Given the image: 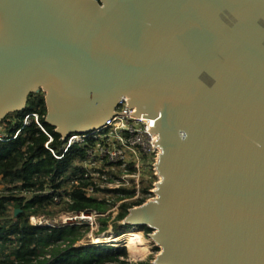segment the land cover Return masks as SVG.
Here are the masks:
<instances>
[{
	"label": "water",
	"instance_id": "95a60500",
	"mask_svg": "<svg viewBox=\"0 0 264 264\" xmlns=\"http://www.w3.org/2000/svg\"><path fill=\"white\" fill-rule=\"evenodd\" d=\"M41 90L63 137L155 121L153 264H264V0H0V122Z\"/></svg>",
	"mask_w": 264,
	"mask_h": 264
},
{
	"label": "trees",
	"instance_id": "16d2710c",
	"mask_svg": "<svg viewBox=\"0 0 264 264\" xmlns=\"http://www.w3.org/2000/svg\"><path fill=\"white\" fill-rule=\"evenodd\" d=\"M45 96L43 90L33 92L24 110L8 114L0 122V175L12 183L21 182L28 188L35 185L36 176L56 171L58 177L60 172L68 170L77 151L70 150L61 164L46 147L49 138L36 122L33 113L39 114L40 122L54 135L56 147L61 134L46 121ZM28 115L32 117L31 124L24 126ZM80 184L74 190L73 203L61 208H56L50 197L36 196L26 200L15 195V186L7 187L9 192L0 196V264H153L150 260L132 262L123 241L112 245L92 244L90 235L104 233L111 223L116 237L124 236L132 229L144 230L149 235L152 229L123 224L129 213L128 205L125 204L115 218L108 215L110 206L100 198L87 195L83 188L86 181ZM151 185L152 181L148 186L145 184L144 188ZM85 210L95 213L98 231L92 233L90 224L38 226L31 222L33 216H57L63 212Z\"/></svg>",
	"mask_w": 264,
	"mask_h": 264
},
{
	"label": "built area",
	"instance_id": "2783aa9c",
	"mask_svg": "<svg viewBox=\"0 0 264 264\" xmlns=\"http://www.w3.org/2000/svg\"><path fill=\"white\" fill-rule=\"evenodd\" d=\"M32 115L49 138L46 147L61 164L70 150H77L69 167L71 171L63 170L58 177L56 171L36 176L35 185L30 188L21 182L5 180L0 175L4 186L0 196L9 192L7 187L15 186L13 192L16 196L26 200L36 196L50 197L55 207L61 208L73 203L74 190L84 180L87 195L106 202L110 206L107 214L114 218L122 205H128L130 211L158 196L155 191L162 177L156 165L162 148L155 121L139 116L128 98L119 102L114 115L101 127L88 133L61 135L58 147L54 144V135L40 122L39 114ZM31 121L32 117L26 116L24 126L30 125ZM150 181L152 185L145 189L144 185L148 186Z\"/></svg>",
	"mask_w": 264,
	"mask_h": 264
},
{
	"label": "bare ground",
	"instance_id": "6f19581e",
	"mask_svg": "<svg viewBox=\"0 0 264 264\" xmlns=\"http://www.w3.org/2000/svg\"><path fill=\"white\" fill-rule=\"evenodd\" d=\"M146 118V117H145ZM153 120L151 118H147ZM34 225L38 226H66L70 224H93V213L89 210L76 211V212H63L57 216L39 215L33 216L32 221ZM110 232H107L105 237L96 238L94 244H106L111 241ZM127 247L130 249L132 255L137 257H144L149 248L146 240H144L139 233H133L128 237Z\"/></svg>",
	"mask_w": 264,
	"mask_h": 264
},
{
	"label": "rangeland",
	"instance_id": "374dc122",
	"mask_svg": "<svg viewBox=\"0 0 264 264\" xmlns=\"http://www.w3.org/2000/svg\"><path fill=\"white\" fill-rule=\"evenodd\" d=\"M3 188H4V186L2 184L1 176H0V190H3ZM92 213H93V224H91V226H92V233H93V231L96 232V231L99 230V226H98V223H96L97 217H96L95 213L94 212H92ZM32 218H31V221H32ZM107 232H110V234H111V237L109 238V240L111 242L110 243H106L108 245H112V244H116V243L119 244V242L123 241V240H124L123 242H125V245H126L128 237H130V235L133 234V233H139L141 235V237L144 240H146V243H147V246L149 248V251L144 257L135 258L132 255V253L130 252V249L127 247L128 251H129L130 260L132 262H140V261L150 260L153 263V261L156 259L157 255L162 250L160 247H159V249H157L158 246L155 244V242L152 241V239L149 237V235L144 230L132 229V231L128 232L126 235L121 236V237H116L115 234H114V231L112 230V223H111V226L109 227V229H107L104 233H100V234L93 233V234L90 235L92 237V239H91L92 244L95 243V241H96L95 239L96 238H100V237H103V236L105 237ZM84 243L88 244L87 240H84Z\"/></svg>",
	"mask_w": 264,
	"mask_h": 264
}]
</instances>
